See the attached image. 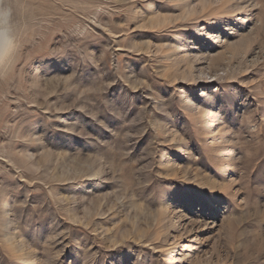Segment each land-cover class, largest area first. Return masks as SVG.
<instances>
[{
    "label": "rangeland",
    "instance_id": "obj_1",
    "mask_svg": "<svg viewBox=\"0 0 264 264\" xmlns=\"http://www.w3.org/2000/svg\"><path fill=\"white\" fill-rule=\"evenodd\" d=\"M15 2L0 264H264V0Z\"/></svg>",
    "mask_w": 264,
    "mask_h": 264
},
{
    "label": "clouds",
    "instance_id": "obj_2",
    "mask_svg": "<svg viewBox=\"0 0 264 264\" xmlns=\"http://www.w3.org/2000/svg\"><path fill=\"white\" fill-rule=\"evenodd\" d=\"M17 8L15 0H0V61L11 59L17 48L14 19Z\"/></svg>",
    "mask_w": 264,
    "mask_h": 264
},
{
    "label": "bare ground",
    "instance_id": "obj_3",
    "mask_svg": "<svg viewBox=\"0 0 264 264\" xmlns=\"http://www.w3.org/2000/svg\"><path fill=\"white\" fill-rule=\"evenodd\" d=\"M3 61H0V63H2ZM211 77V76H210Z\"/></svg>",
    "mask_w": 264,
    "mask_h": 264
}]
</instances>
